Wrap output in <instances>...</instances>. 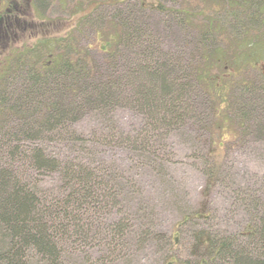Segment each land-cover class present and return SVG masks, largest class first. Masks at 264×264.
Masks as SVG:
<instances>
[{
  "label": "rangeland",
  "instance_id": "obj_1",
  "mask_svg": "<svg viewBox=\"0 0 264 264\" xmlns=\"http://www.w3.org/2000/svg\"><path fill=\"white\" fill-rule=\"evenodd\" d=\"M259 3L264 9V0H0V13L23 26L17 42L11 44L7 36L0 40V59L9 48L33 50L68 35L70 40L52 51L85 50L100 69L91 78L108 79L102 52L115 30L127 33L132 23L158 49L156 57H173L183 48L197 57L220 54L221 65L210 64L209 72L231 73L233 100L247 108L246 89L264 90ZM34 26L39 32L33 37ZM49 57L41 54L43 62ZM124 57L128 62L126 47ZM125 81L126 92L113 107L94 106L71 116L68 134L30 139L69 159L80 157L98 175L93 204L79 208L80 231H53L60 241L57 264H197L202 258L198 235L238 236L250 218L257 228L264 218V140L255 129L262 121L235 115L222 130L192 119L150 122L149 112L128 98L131 76ZM20 167L31 172L27 163ZM27 175L21 182L42 197L57 199L63 192L65 199L57 173L36 169ZM253 249L258 251L255 244ZM27 255L24 264H55L36 250Z\"/></svg>",
  "mask_w": 264,
  "mask_h": 264
},
{
  "label": "trees",
  "instance_id": "obj_2",
  "mask_svg": "<svg viewBox=\"0 0 264 264\" xmlns=\"http://www.w3.org/2000/svg\"><path fill=\"white\" fill-rule=\"evenodd\" d=\"M262 7L259 3L257 12L263 14ZM6 13H0V40L7 36L13 44L17 42L15 35L22 34L23 26ZM136 29L131 23V31L127 33L115 30L116 35L107 42L101 65L109 78L104 80L91 78L100 69L85 50L70 53L69 47H65V52L52 51L54 46L61 48L66 44L70 40L68 35L46 46L42 41L41 47L33 50L29 46L24 48L25 45L15 52L9 48L8 53L1 55L0 264H24L30 250L57 264L60 241L54 240L53 233L80 231L79 208L86 210L88 206L83 204H93L95 200L96 169L78 156L69 159L30 139L43 138L47 133L68 134L71 116L85 114L94 106L113 107L126 92L127 76H131L128 98L149 112L150 122L177 124L192 119L201 124L212 123L213 128L218 125L216 128L222 130L227 117L235 119L238 115L241 120L243 115L251 114L262 121L255 132L264 140V90L246 89L250 94L242 102H251L246 108L233 100L237 92L231 73L212 76L209 72L210 64L221 65L220 54L212 55L211 59L209 52H205L206 60L203 55L194 56L183 48L176 50L173 57H156L158 49ZM38 32L34 26L33 37ZM40 33L46 35L43 28ZM125 47L128 62L123 60ZM42 53L49 54L48 61L41 60ZM160 59L166 63L154 64ZM16 162L30 165L31 174L36 169L57 173L65 184V199L60 192L57 199L47 200V196L42 197L21 182L30 173L19 170L21 165ZM248 222L238 236L231 232L219 236L210 231L198 235L196 248L202 250V258L197 264H264V218H259L257 228L251 218ZM253 244L257 246L256 253Z\"/></svg>",
  "mask_w": 264,
  "mask_h": 264
}]
</instances>
